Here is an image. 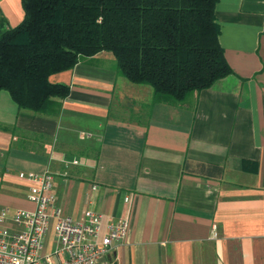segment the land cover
I'll return each mask as SVG.
<instances>
[{
  "label": "crops",
  "instance_id": "crops-1",
  "mask_svg": "<svg viewBox=\"0 0 264 264\" xmlns=\"http://www.w3.org/2000/svg\"><path fill=\"white\" fill-rule=\"evenodd\" d=\"M0 11L24 16L21 0ZM216 17L233 75L189 103L145 106L151 88L117 82L101 53L50 77L70 88L53 113L1 91L0 208L33 209L17 174L48 171L64 216L128 222L113 264H264V0H218Z\"/></svg>",
  "mask_w": 264,
  "mask_h": 264
},
{
  "label": "trees",
  "instance_id": "trees-1",
  "mask_svg": "<svg viewBox=\"0 0 264 264\" xmlns=\"http://www.w3.org/2000/svg\"><path fill=\"white\" fill-rule=\"evenodd\" d=\"M218 0H21L22 21L0 11V92L19 110L53 113L70 88L50 77L110 53L116 74L178 105L233 75L220 44Z\"/></svg>",
  "mask_w": 264,
  "mask_h": 264
},
{
  "label": "built area",
  "instance_id": "built-area-1",
  "mask_svg": "<svg viewBox=\"0 0 264 264\" xmlns=\"http://www.w3.org/2000/svg\"><path fill=\"white\" fill-rule=\"evenodd\" d=\"M17 178L27 183L33 209L0 208V264H113L110 256L124 242L128 222L106 221L94 211L76 221L58 207L50 172H19ZM50 228L53 250L46 253Z\"/></svg>",
  "mask_w": 264,
  "mask_h": 264
},
{
  "label": "rangeland",
  "instance_id": "rangeland-1",
  "mask_svg": "<svg viewBox=\"0 0 264 264\" xmlns=\"http://www.w3.org/2000/svg\"><path fill=\"white\" fill-rule=\"evenodd\" d=\"M95 64H98L100 66H102L103 69H105L106 71H112L114 73H116V62H115V59L113 58V56L110 54V53H106V52H103L99 55L98 59L95 60L94 62ZM118 76V75H117ZM119 77V76H118ZM121 80V81H120ZM121 82V83H124L128 89L130 88H133V84L127 82L125 79H123L122 77L120 78H117V82ZM138 87H142V88H149L148 86H138ZM150 89V88H149ZM151 90V89H150ZM124 95L122 96L123 98L121 99L120 102L124 103L126 101H128V99L126 98L125 94H127L126 92L123 93ZM117 92H116V97H117ZM125 96V98H124ZM147 99V100H146ZM152 97L150 96V98H143V100L141 99L140 103H143L145 104V106L147 104H152ZM132 101V100H131ZM188 103L191 102V97H189L187 100H186ZM185 101V102H186ZM139 102V101H138ZM145 106H143L142 108L144 109V111L146 110L145 109ZM122 108V106H121ZM114 110L110 111V114L111 116L112 115H116L118 117H126L127 119H130L131 117L133 118V113L131 112H126L125 110H120V111H117V113L115 112ZM148 112V111H147ZM146 115V111L144 113V115L141 117V119H143ZM16 172H19V171H23L22 169H19V168H16ZM25 172H28V171H25ZM24 172V173H25ZM15 206H26L23 204L22 200H19L18 202H16L15 204H13ZM52 242H53V230L52 228L49 229L47 235L45 236L44 238V244H45V252L46 253H50L52 252L53 250V247H52Z\"/></svg>",
  "mask_w": 264,
  "mask_h": 264
}]
</instances>
